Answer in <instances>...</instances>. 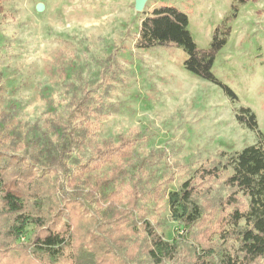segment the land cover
<instances>
[{
	"label": "rangeland",
	"instance_id": "1",
	"mask_svg": "<svg viewBox=\"0 0 264 264\" xmlns=\"http://www.w3.org/2000/svg\"><path fill=\"white\" fill-rule=\"evenodd\" d=\"M135 1H0V114H6L0 119V138L17 153L55 145L59 136L50 122L64 114L68 101L81 89L92 90L91 105L100 109L94 120L97 141L137 136L130 150L132 160H145L146 182L164 194L176 191L217 154L238 152L259 141L256 132L236 121L240 108L254 114L264 140V0L238 7L227 43L212 67L216 80L236 95L233 102L218 86L184 69L186 54L181 49L139 50L134 39L143 12L165 4L187 15L194 43L205 49L234 0H147L141 12L135 11ZM38 4L41 12L36 11ZM104 75L112 83L107 94L101 85ZM78 154L73 152L71 158ZM88 155L83 152L82 163ZM65 163V171L43 172L69 195L65 176L77 169L68 160ZM116 163L108 162L91 178L108 177ZM137 174L142 176V171ZM219 184L213 182L224 196ZM127 186L124 179L123 187ZM138 208L140 212L133 213V242L142 240V215L164 240L179 231L165 198L148 197ZM59 209L67 222L63 202ZM213 229L207 223L204 230Z\"/></svg>",
	"mask_w": 264,
	"mask_h": 264
},
{
	"label": "trees",
	"instance_id": "2",
	"mask_svg": "<svg viewBox=\"0 0 264 264\" xmlns=\"http://www.w3.org/2000/svg\"><path fill=\"white\" fill-rule=\"evenodd\" d=\"M257 1L234 0L205 49L194 43L185 13L159 4L143 12L134 47L181 49L186 71L237 101L232 90L216 80L212 67L227 43L238 7ZM101 85L105 94L112 89L107 75ZM89 91L81 89L68 101L64 114L50 122L59 136L55 145L17 153L0 138V264H257L264 260V140L248 108H240L235 119L256 132L259 141L238 152L217 154L176 191L162 194L146 182L145 160H132L130 150L137 136L97 141L94 120L100 109L92 107ZM4 116L2 112L0 119ZM87 151L82 163L80 157ZM73 152L78 156L71 158ZM114 159L117 163L108 177L91 178L93 171ZM67 160L77 169L65 176L69 195L43 172L44 168L65 171ZM216 180L224 196L215 190ZM148 197L166 199L170 219L179 228L170 240H164L142 215V240L133 242V213L140 212L139 202ZM60 202L66 207L67 222L61 219ZM207 223L214 226L211 233L204 230Z\"/></svg>",
	"mask_w": 264,
	"mask_h": 264
},
{
	"label": "water",
	"instance_id": "3",
	"mask_svg": "<svg viewBox=\"0 0 264 264\" xmlns=\"http://www.w3.org/2000/svg\"><path fill=\"white\" fill-rule=\"evenodd\" d=\"M146 1H147V0H136V1H135V6H134L135 11H137V12H141L142 9H143V7H144V5H145V3H146ZM42 9H43V7H42L41 4H38V5L36 6V11H37V12H41Z\"/></svg>",
	"mask_w": 264,
	"mask_h": 264
}]
</instances>
